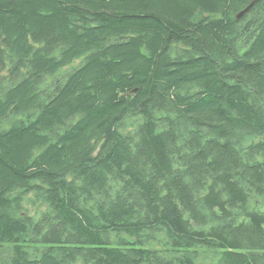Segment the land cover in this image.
Returning <instances> with one entry per match:
<instances>
[{
  "label": "trees",
  "instance_id": "1",
  "mask_svg": "<svg viewBox=\"0 0 264 264\" xmlns=\"http://www.w3.org/2000/svg\"><path fill=\"white\" fill-rule=\"evenodd\" d=\"M251 2L0 0V264H264Z\"/></svg>",
  "mask_w": 264,
  "mask_h": 264
},
{
  "label": "water",
  "instance_id": "2",
  "mask_svg": "<svg viewBox=\"0 0 264 264\" xmlns=\"http://www.w3.org/2000/svg\"><path fill=\"white\" fill-rule=\"evenodd\" d=\"M259 0H252V2L240 13L236 15L237 19H241L248 11H250L253 6L258 2Z\"/></svg>",
  "mask_w": 264,
  "mask_h": 264
},
{
  "label": "rangeland",
  "instance_id": "3",
  "mask_svg": "<svg viewBox=\"0 0 264 264\" xmlns=\"http://www.w3.org/2000/svg\"><path fill=\"white\" fill-rule=\"evenodd\" d=\"M259 1H260V0H259ZM259 1H258V2H259ZM258 2H257V3H258ZM257 3H256V4H257ZM256 4H255V5H256ZM255 5H254V6H255ZM254 6H253V7H254ZM242 11H243V10H242ZM250 11H251V10H250ZM250 11H248L247 13H249ZM239 13H240V12H239ZM247 13H246V14H247ZM242 18H243V17H242ZM238 20H240V19H238ZM80 62H81V60H77V61H75L71 66H69V67L66 68V69H67V70H71L72 68L77 67V66L80 64Z\"/></svg>",
  "mask_w": 264,
  "mask_h": 264
}]
</instances>
